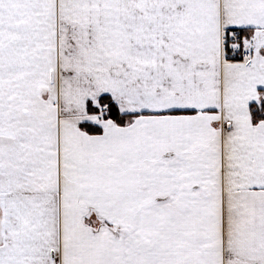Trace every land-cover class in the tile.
I'll return each mask as SVG.
<instances>
[{
	"label": "snow or ice",
	"instance_id": "obj_1",
	"mask_svg": "<svg viewBox=\"0 0 264 264\" xmlns=\"http://www.w3.org/2000/svg\"><path fill=\"white\" fill-rule=\"evenodd\" d=\"M0 264H264V0H0Z\"/></svg>",
	"mask_w": 264,
	"mask_h": 264
}]
</instances>
